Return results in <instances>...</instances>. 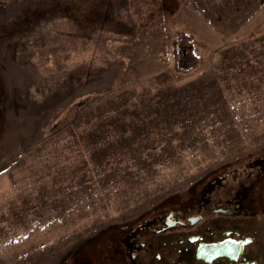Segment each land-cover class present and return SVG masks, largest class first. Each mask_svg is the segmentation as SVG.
<instances>
[{
    "label": "rangeland",
    "instance_id": "1",
    "mask_svg": "<svg viewBox=\"0 0 264 264\" xmlns=\"http://www.w3.org/2000/svg\"><path fill=\"white\" fill-rule=\"evenodd\" d=\"M260 154L264 0H0V264H119L120 225Z\"/></svg>",
    "mask_w": 264,
    "mask_h": 264
},
{
    "label": "flooded vegetation",
    "instance_id": "2",
    "mask_svg": "<svg viewBox=\"0 0 264 264\" xmlns=\"http://www.w3.org/2000/svg\"><path fill=\"white\" fill-rule=\"evenodd\" d=\"M120 225L119 264H264V154Z\"/></svg>",
    "mask_w": 264,
    "mask_h": 264
},
{
    "label": "trees",
    "instance_id": "3",
    "mask_svg": "<svg viewBox=\"0 0 264 264\" xmlns=\"http://www.w3.org/2000/svg\"><path fill=\"white\" fill-rule=\"evenodd\" d=\"M189 35L186 33L179 34L172 42L174 52V68L178 72L187 73L199 65V56L196 52L187 51L186 43Z\"/></svg>",
    "mask_w": 264,
    "mask_h": 264
}]
</instances>
